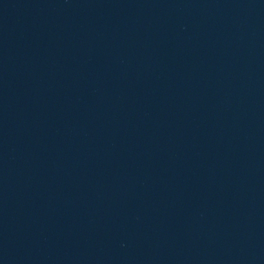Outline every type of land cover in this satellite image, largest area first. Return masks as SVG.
Here are the masks:
<instances>
[{"label":"water","instance_id":"obj_1","mask_svg":"<svg viewBox=\"0 0 264 264\" xmlns=\"http://www.w3.org/2000/svg\"><path fill=\"white\" fill-rule=\"evenodd\" d=\"M0 264H264V0H0Z\"/></svg>","mask_w":264,"mask_h":264}]
</instances>
